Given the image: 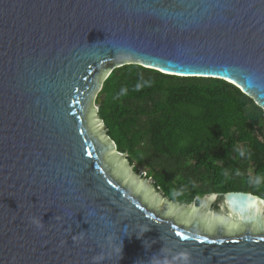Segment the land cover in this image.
Instances as JSON below:
<instances>
[{
  "label": "water",
  "instance_id": "water-1",
  "mask_svg": "<svg viewBox=\"0 0 264 264\" xmlns=\"http://www.w3.org/2000/svg\"><path fill=\"white\" fill-rule=\"evenodd\" d=\"M125 64L264 108V0H0V264H264V198L221 216L134 175L97 117Z\"/></svg>",
  "mask_w": 264,
  "mask_h": 264
},
{
  "label": "trees",
  "instance_id": "trees-1",
  "mask_svg": "<svg viewBox=\"0 0 264 264\" xmlns=\"http://www.w3.org/2000/svg\"><path fill=\"white\" fill-rule=\"evenodd\" d=\"M99 96L118 150L170 200L235 190L264 198V108L234 83L125 64Z\"/></svg>",
  "mask_w": 264,
  "mask_h": 264
},
{
  "label": "rangeland",
  "instance_id": "rangeland-1",
  "mask_svg": "<svg viewBox=\"0 0 264 264\" xmlns=\"http://www.w3.org/2000/svg\"><path fill=\"white\" fill-rule=\"evenodd\" d=\"M99 107H98V110H97V117L99 119ZM100 120V119H99ZM103 124V123H102ZM103 127H104V124H103ZM104 130L106 132V129L104 127ZM128 160V159H127ZM128 164L132 170V172L134 173V175L141 181H143L144 183L148 184L153 190H155L163 199L164 198V194L162 193V191H160L155 183H154V180L152 178H147V176L145 175L146 173V169H142V171L140 173L136 172L133 165H131L128 161ZM222 198L223 196L221 195H218V196H211V195H206L204 198H203V202L201 203H197V202H194L190 205L189 208H193V207H201V206H209L212 210V212L216 215H221V216H227L226 214V206L225 204L222 202ZM166 201H168L167 199H165ZM169 202V201H168ZM170 203V202H169ZM172 204V203H171ZM201 204V205H199ZM174 205V204H173ZM176 206H179V205H176ZM180 207V206H179ZM220 208V209H218ZM214 210H216L217 212L219 213H216Z\"/></svg>",
  "mask_w": 264,
  "mask_h": 264
},
{
  "label": "flooded vegetation",
  "instance_id": "flooded-vegetation-1",
  "mask_svg": "<svg viewBox=\"0 0 264 264\" xmlns=\"http://www.w3.org/2000/svg\"><path fill=\"white\" fill-rule=\"evenodd\" d=\"M219 195H221L220 193H218ZM207 195H211V194H207ZM221 196H223V195H221ZM194 202H197V203H201V202H203V200H201V201H194ZM194 202H192V203H194ZM222 202L225 204V206H226V210H228V205H227V203H226V199L224 198V196H223V198H222ZM191 203V204H192ZM191 204H188L187 206H190ZM199 205H201V204H199ZM262 206H263V208H264V202L262 203ZM218 209H220V208H218ZM216 213H219V212H217L216 210H214ZM229 211V210H228ZM227 213V212H226ZM231 218H232V216H231ZM234 219V218H233ZM241 222V221H240ZM242 223V222H241Z\"/></svg>",
  "mask_w": 264,
  "mask_h": 264
}]
</instances>
